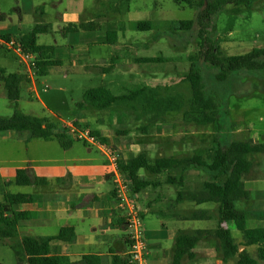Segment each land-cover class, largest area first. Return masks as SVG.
Here are the masks:
<instances>
[{"label":"rangeland","instance_id":"obj_1","mask_svg":"<svg viewBox=\"0 0 264 264\" xmlns=\"http://www.w3.org/2000/svg\"><path fill=\"white\" fill-rule=\"evenodd\" d=\"M189 1L99 0L97 10L102 14L95 16L94 20L100 22L102 27L93 32L87 31L86 34L96 39L105 37L107 30L115 29L118 32V41L95 48L94 50H99V57L91 56L87 60L79 56L78 62L64 59L62 67H54L44 76H34V85L27 80L22 82L17 106L9 99L3 82H0V116H10L15 109H19L30 115L47 117L51 126L57 125L56 131H60L63 118H70L77 121L80 128L89 127L98 131L109 143L118 147L120 152L119 145H122L127 159L142 151L151 158L190 156L207 151L216 146L218 141L224 145L242 139L264 142V69L238 70L227 80L218 81L215 78L216 70L199 56L194 62L202 72L206 95L219 104V121L223 125L216 127L213 123L186 121L183 110L168 111L161 119L151 120L141 110L124 103L115 104L108 109L110 112L104 111L103 117L101 113H95L97 121L94 119L81 122L77 102L83 100L84 91L90 87L104 86L113 94L121 95L145 85L160 84L169 86L168 89L159 90L163 95L181 93L185 99L189 98V84L183 78L192 64L190 55L205 50L200 45L199 28H173L178 20L197 18L199 0ZM139 20H151L152 28L138 29ZM35 24L27 29L33 28ZM207 30V37L214 40L225 55L244 54L255 46L264 47V0H256L251 9L243 7L236 14L227 11L215 14ZM61 36L49 32L42 39L54 43ZM19 56L14 50L8 51L0 46V67L6 59L17 64L16 60L20 61ZM112 56H116V64L104 72L103 67L110 63ZM152 56H163L167 61H139L142 57ZM14 68L15 66L7 71L15 72ZM22 71L23 74L18 73L26 75V69L22 68ZM32 87H35L34 91L31 90ZM39 138L30 137L28 131L0 132V200L4 192L36 190V186L32 184L5 185L6 181L14 179L18 167H32L36 176L62 175L65 179L69 177L68 171H72L77 165H83V170H88L86 165L89 162L81 160L84 157L99 156L109 164L106 155L82 141H76L72 146L64 148L57 139L44 141ZM250 167L251 165L247 171L254 170ZM141 172L145 173V170L142 169ZM151 176L154 180L165 179L162 174ZM203 180L204 177L196 172L188 184L194 186ZM168 187L173 188L176 194L174 185ZM167 191L171 192L170 189ZM176 204L168 205H172V209L177 211ZM162 205L163 208L166 207L165 202ZM49 228L52 227L43 226L42 231L52 233ZM28 231L33 234L41 230L28 228ZM231 235L236 241L242 239L237 228ZM16 241L14 238L0 240V264H18L10 247ZM252 251L251 249L250 253Z\"/></svg>","mask_w":264,"mask_h":264},{"label":"crops","instance_id":"obj_2","mask_svg":"<svg viewBox=\"0 0 264 264\" xmlns=\"http://www.w3.org/2000/svg\"><path fill=\"white\" fill-rule=\"evenodd\" d=\"M98 1L0 0V36L22 39L23 35L31 29H27L31 24H43L48 26L49 30L37 36V43L55 46L54 57L60 60V64L52 66V68L62 67L66 58L78 62L77 57L79 56L87 60L91 56L99 57V50L94 49L100 45L108 44L104 42L106 36L96 39L87 36V31L93 32L96 30L71 31L65 35L60 32L68 23L90 21L99 17L102 13L97 10L100 5ZM49 32L61 34L62 36L59 40L57 39L58 41L55 39L54 43L43 41L42 38L47 36ZM0 46L5 47L3 45ZM19 58L20 61L16 58L17 64L11 59H6L1 67L7 71V69L15 66V72L13 73L23 74L22 68L27 71V63L20 56ZM34 76L27 80L28 83L34 85ZM31 90L34 91L35 87H32ZM104 111L110 112L108 109L96 110V112L80 109L78 115L81 118V122L85 123L88 120L92 121L95 119L97 121L95 113H101L103 117ZM97 116L98 114H96ZM48 125H51L50 122ZM57 132L61 133L60 131ZM217 144L224 145L220 142H216V146ZM93 148L103 154L98 147L94 146ZM119 148L125 161L127 159L126 151L123 150L122 145H119ZM211 148L202 152L207 159L212 154ZM81 160L89 162L86 165L88 170H83V165H77L73 167L72 171H68L69 177L65 179L62 178L64 177L62 175L53 177L38 176L48 180L43 184L34 183L35 169L29 167L31 169L29 175L31 181L28 185L36 186V190L26 193L38 194L41 199L34 203L23 204L20 207L23 217L19 222V234L15 238L17 240L15 243H18L24 235L53 236L58 234L63 226L71 225L76 231L75 240L71 243L53 240L50 244L51 254L67 256L70 258L71 264H112L114 256L119 259L126 256V241L129 234L122 213L117 212L114 207V172L110 163L106 164L105 160H102L99 156H87ZM250 165V168H254V170L247 171ZM63 169L65 170L67 167ZM236 169L242 173V178L250 197L248 199L230 201L229 209L220 221L217 217L218 203L215 201L198 203L185 198L177 202L175 206L177 211L172 209V205H168L171 203L175 204L173 200L179 190L183 192L203 191V182L211 177L210 172L200 168H189L187 170L172 168L159 173H150L146 169H144L145 173H142V169L139 170L138 175L141 179H149L154 183L140 192L135 191L132 194L136 197L137 204L143 215L149 249V264H172L176 246L175 240L178 234H187L196 238L193 248L194 257L190 259L185 256L181 264H236L237 256L228 259L223 258V252L220 249L216 235V230L219 226L228 229L230 235L237 228L242 234V239L240 241L233 240L237 244L239 251L245 250L251 257L257 259L260 264H264V260L259 255L258 244L249 243L246 235L247 229H264V186H253V184L264 185V152L252 153L245 160L238 161ZM195 171L202 175L204 180L191 186L188 182L194 178ZM184 172L186 174H183ZM151 174H162L165 179L154 180L151 178ZM172 174L176 175L177 179L176 182L169 183L167 182V177ZM180 178L184 180L182 184L178 181ZM223 179L224 177L222 176L218 177L219 181ZM162 183L164 184L163 186L160 185ZM170 185H174V188L177 189L176 194L173 188L168 187ZM168 189L171 192H168ZM163 202L166 204L165 208H163ZM202 204H204V207H201ZM198 209L211 210L215 216L211 219L184 218V216L190 215L194 210ZM43 226L52 227L48 229L52 230V233L42 231ZM28 228H36V230L41 231L31 234L28 233ZM262 242L264 244V239ZM251 249L253 250L252 253H250ZM86 256L92 257L89 263L83 259Z\"/></svg>","mask_w":264,"mask_h":264},{"label":"trees","instance_id":"obj_3","mask_svg":"<svg viewBox=\"0 0 264 264\" xmlns=\"http://www.w3.org/2000/svg\"><path fill=\"white\" fill-rule=\"evenodd\" d=\"M189 1V0H188ZM256 0H199V8L196 19L178 20L173 24L177 30H190L199 28L200 45L205 50H199L198 54L190 55L192 61L190 70L183 78V81L189 84V98L185 99L181 93L163 95L160 89H168L169 86L156 84L155 86L145 85L136 90L121 95L113 94L109 88L104 86L90 87L84 91L83 100L77 102V107L86 110H107L115 104H129L131 108L141 110L147 114L151 120L161 119L168 111L183 110V117L186 121H193L199 124L213 123L214 126L223 125L219 121V104L205 93L204 78L201 70L194 61L198 59L207 63L215 69V78L218 81L227 80L231 74L238 70H260L264 69V47L255 46L249 52L244 54L225 55L220 46L212 39L208 38L207 28L211 24L213 16L221 11L239 13L242 8L251 9ZM190 2V1H189ZM153 23L151 20H139L137 27L140 30L151 29ZM199 26V27H198ZM102 27L101 23L95 20L81 21L78 23H68L61 32L67 34L78 30H97ZM49 27L43 24H35L21 39L24 48L36 56L37 67L36 76H44L50 72L52 66L60 64V60L54 57L55 46L52 44H38L37 36L48 32ZM118 39V32L115 29L107 30L105 43L114 44ZM155 61H167L163 56H152L140 58L141 63H154ZM115 63V57L110 58V63L103 67V71H109ZM26 75L13 72H7L5 68L0 67V82H3L7 95L14 105L20 98L22 81H26ZM171 88V87H170ZM169 88V89H170ZM130 108V107H129ZM47 117H39L15 109L12 115L0 116V132H22L28 131L30 137H40L43 139H57L59 144L64 147H70L78 139H65L54 126L48 125ZM78 126L79 124L75 122ZM92 133L101 136L98 131L92 130ZM107 141V138L101 136ZM219 142V141H218ZM86 144L85 142H83ZM87 145V144H86ZM209 159L204 153H194L190 156H159L151 158L146 152H139L134 157L121 163V171L131 179V193L140 192L153 182L149 179H141L138 175L140 169H146L150 173H159L166 169L181 168H200L210 172L211 177L204 181V189L200 192H183L179 190L174 203L182 199H190L196 202L215 201L218 203L217 217L219 221L223 219L229 209V202L232 200L248 199L250 194L245 187L242 173L238 172L236 166L238 161L245 160L250 154L264 152V142H257L249 139L231 141L225 145H219L211 148ZM31 169L18 167L15 170L14 179L6 181L5 185H28L30 184ZM222 176V181L218 177ZM176 176L167 177V182H176ZM48 180L43 177L34 176L35 184H43ZM181 184L183 178L178 180ZM154 184V183H153ZM41 196L26 192H4L0 200V240L16 238L19 234V222L23 217L20 207L23 204L34 203L40 200ZM114 207L117 212L116 199ZM215 215L211 210L198 209L190 215L184 216L185 219H211ZM123 217V216H122ZM216 235L219 240L220 249L223 252V258L228 259L237 256L236 264H260V262L251 257L245 250L239 251L230 232L226 228L218 227ZM249 243L258 244L260 257L264 260V229L251 228L246 230ZM76 238L75 228L71 225L63 226L59 233L53 236H34L24 235L18 243H11L15 259L18 263L28 264H71L70 258L64 255L51 254L50 244L53 240H60L71 243ZM175 252L172 264H181L182 259L188 256L194 257L193 248L196 238L187 234H178L176 236ZM88 263L92 257L83 258ZM112 264H130L125 256L119 259L117 256L112 258Z\"/></svg>","mask_w":264,"mask_h":264},{"label":"built area","instance_id":"obj_4","mask_svg":"<svg viewBox=\"0 0 264 264\" xmlns=\"http://www.w3.org/2000/svg\"><path fill=\"white\" fill-rule=\"evenodd\" d=\"M0 45L17 52L27 63L26 77L28 79L33 78L37 67L36 56L24 48L21 39L0 36ZM60 132L59 134L63 138H75L86 144L96 146L106 155L115 176L116 207L122 213L129 231L125 255L130 264H149V249L143 215L136 197L131 193V179L121 171L120 167L124 159L118 147L103 140L101 136L93 134L91 128L78 127L70 118L62 119Z\"/></svg>","mask_w":264,"mask_h":264}]
</instances>
